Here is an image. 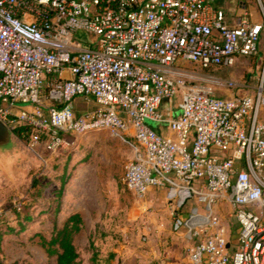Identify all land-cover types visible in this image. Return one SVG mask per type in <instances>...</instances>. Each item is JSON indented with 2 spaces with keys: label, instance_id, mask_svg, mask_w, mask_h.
Masks as SVG:
<instances>
[{
  "label": "built area",
  "instance_id": "obj_1",
  "mask_svg": "<svg viewBox=\"0 0 264 264\" xmlns=\"http://www.w3.org/2000/svg\"><path fill=\"white\" fill-rule=\"evenodd\" d=\"M262 29L228 26L211 0H0V121L29 128L30 146L44 141L48 153L66 134L107 131L133 149L122 178L132 195L169 186L201 206L175 222L195 241L192 264H264V66L253 95L221 99L211 76L179 64L232 66L256 54ZM78 33L92 40L82 45ZM78 97L97 108L77 114ZM226 197L233 251L212 211Z\"/></svg>",
  "mask_w": 264,
  "mask_h": 264
},
{
  "label": "rangeland",
  "instance_id": "obj_2",
  "mask_svg": "<svg viewBox=\"0 0 264 264\" xmlns=\"http://www.w3.org/2000/svg\"><path fill=\"white\" fill-rule=\"evenodd\" d=\"M77 35L82 45L92 40L87 34ZM179 64L199 78L218 76L215 69ZM64 138L63 147L48 153L44 141L31 147L28 139L13 136V151L0 160V264H53L54 257L47 256L41 241L50 240L54 227H61L73 214L82 219L80 230L73 236L80 256L78 264H89L91 243L98 264H134L132 259H109L111 249L118 243L129 247L144 244L141 229L145 216L166 209L165 202L145 208L143 201L123 185L125 166L133 158L128 143L105 130L66 134ZM219 204L222 217L229 215L228 198ZM193 206L195 200L190 199L182 209ZM234 224L232 217L228 220L232 232ZM136 264L145 263L138 259Z\"/></svg>",
  "mask_w": 264,
  "mask_h": 264
},
{
  "label": "crops",
  "instance_id": "obj_3",
  "mask_svg": "<svg viewBox=\"0 0 264 264\" xmlns=\"http://www.w3.org/2000/svg\"><path fill=\"white\" fill-rule=\"evenodd\" d=\"M211 6L223 12L225 23L230 27L235 26L239 21L263 26L256 54L251 57H237L232 66L213 70L218 71V76H211V83L207 84L211 88L212 95L217 98L230 99L234 96H251L255 92L264 66V0H211ZM64 75L67 77V73ZM223 82H232L235 87L232 89L224 87ZM42 101L45 107L55 104L47 98L46 93L43 95ZM73 106L77 114L97 108L93 99L84 100L80 97L74 99ZM259 120L264 123V109L259 114ZM151 127L164 136L171 135L165 125L152 124ZM5 159L6 156L0 155V160L4 161ZM137 199L143 201L145 208L156 206L157 202L161 204L165 202L167 207L159 210L155 216H145V227L141 229V233L145 235L144 244L129 247L118 243L111 249L109 259L113 257L118 261L121 258L123 260L132 259L134 264L138 259L145 264H192L189 260V251L195 241L189 237L188 226L175 228V222L177 220L182 223L188 221L191 211L196 207L203 215L204 212L196 200L194 199L195 207L183 210L182 207L186 201L181 203L175 190L169 186L151 187L143 198ZM223 200L225 198L221 201ZM158 206L160 205L158 204ZM212 211L220 220L229 250L233 251L236 248L238 227L234 224V232H232L228 225V220L233 217L232 207L229 210L230 214L223 217L219 202L212 206ZM128 231L133 233V230L126 232Z\"/></svg>",
  "mask_w": 264,
  "mask_h": 264
},
{
  "label": "trees",
  "instance_id": "obj_4",
  "mask_svg": "<svg viewBox=\"0 0 264 264\" xmlns=\"http://www.w3.org/2000/svg\"><path fill=\"white\" fill-rule=\"evenodd\" d=\"M13 136L20 140L28 139L29 128L18 126L12 130ZM27 217V216H26ZM28 219V217H27ZM1 221V220H0ZM82 222L79 214L69 216L61 227H54L53 235L50 240L42 239L41 245L45 248L48 257H54L53 264H78L79 253L74 245L73 236L80 230L78 224ZM93 250L89 259V264H98L99 258L97 252L93 249V244H90Z\"/></svg>",
  "mask_w": 264,
  "mask_h": 264
},
{
  "label": "water",
  "instance_id": "obj_5",
  "mask_svg": "<svg viewBox=\"0 0 264 264\" xmlns=\"http://www.w3.org/2000/svg\"><path fill=\"white\" fill-rule=\"evenodd\" d=\"M166 104L167 100H163ZM14 149L13 134L9 128L0 121V155L7 156Z\"/></svg>",
  "mask_w": 264,
  "mask_h": 264
}]
</instances>
